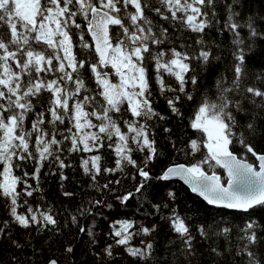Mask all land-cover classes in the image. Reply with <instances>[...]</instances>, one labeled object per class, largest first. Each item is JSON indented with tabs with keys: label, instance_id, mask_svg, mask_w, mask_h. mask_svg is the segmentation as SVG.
I'll return each instance as SVG.
<instances>
[{
	"label": "snow or ice",
	"instance_id": "obj_1",
	"mask_svg": "<svg viewBox=\"0 0 264 264\" xmlns=\"http://www.w3.org/2000/svg\"><path fill=\"white\" fill-rule=\"evenodd\" d=\"M0 211V264H264V0H0Z\"/></svg>",
	"mask_w": 264,
	"mask_h": 264
},
{
	"label": "trees",
	"instance_id": "obj_2",
	"mask_svg": "<svg viewBox=\"0 0 264 264\" xmlns=\"http://www.w3.org/2000/svg\"><path fill=\"white\" fill-rule=\"evenodd\" d=\"M258 6V5H257ZM214 35V33H213ZM166 82H168V78L166 76ZM154 103L156 104V107L160 110H163L165 105H164V101L163 99H159L158 101H154ZM184 121L183 123L178 124L177 126L173 127V131L177 133V135H181L183 133H187V136L191 137L193 136L194 130H191L190 128H186L185 125L188 123V117H189V111L187 108H185L184 110ZM260 145L257 144L256 145V149L259 150ZM206 151V150H205ZM234 151H239V148L234 149ZM250 162L254 161V157L251 156V154H248V157ZM74 161L76 160V158H73ZM197 159H199V157H197ZM190 157H186L183 155L180 156H172L169 155L167 160L164 161L165 164L167 163H177V162H184L187 163L189 162ZM257 163V162H256ZM205 170H207V165L204 166ZM159 165H157V167L153 170L155 175L159 174ZM213 170H217L220 174L223 175V170L222 169H213ZM65 173L68 176V181L65 183V189L68 191H75V192H79L81 191V189H79L77 187L76 184V180H82L83 178L80 175V171L77 168L75 173L73 172L72 169H65ZM75 177V179L73 178ZM226 181V178L224 180V182ZM101 183H103V180H101ZM165 183H168L170 187H172L177 196H178V203L180 205V209L181 211L184 210L185 207L188 208H194V209H199L200 212L203 213H208V214H215L218 211H221L220 209L214 207V206H208L206 204L205 201H203L202 198H200L199 196H197L196 194L192 193L190 191V189L180 180L178 179H171L168 182H164V181H159L156 182L155 181V176H154V184L155 187L152 189V191H160L163 189V185ZM42 184L44 186V190H45V194L48 197L49 200L55 201V202H64V203H73L75 201L79 200V196H76L74 198H65L62 197L60 194V189H59V183H58V177L55 175H50L47 178L42 180ZM132 185V181L128 178L125 179L123 187L124 188H131ZM136 200H130V202H128V207L127 208H114V209H105V215H109L110 218H119L120 216H131L133 214V212L136 209ZM143 210V206L141 208V211ZM226 213H229L231 215H235L236 217V222L240 223V225L242 226V214L239 213H232L231 210H223ZM0 215H2V211H0ZM257 215H259V213H257ZM90 222V221H87ZM108 229V225L107 223L103 220V219H98L97 220V228L96 231L98 233V239L101 241V243H103L104 241V237H103V232L107 231ZM166 240V236L164 235L163 232H161L160 234H158L156 236V242H157V250L161 251V245L163 244V242ZM138 242V240H134L133 243ZM0 254L2 253V250H0Z\"/></svg>",
	"mask_w": 264,
	"mask_h": 264
},
{
	"label": "water",
	"instance_id": "obj_3",
	"mask_svg": "<svg viewBox=\"0 0 264 264\" xmlns=\"http://www.w3.org/2000/svg\"><path fill=\"white\" fill-rule=\"evenodd\" d=\"M250 162V161H249ZM177 163H184V162H177ZM256 167L258 168V162L256 163ZM172 179H178V180H180L178 177L177 178H172ZM181 182H183L182 180H180ZM184 183V182H183ZM225 183H226V181H225ZM185 184V183H184ZM186 185V184H185ZM189 189H190V187L188 186V185H186ZM190 191H191V189H190ZM192 192V191H191ZM193 193V192H192ZM194 194H196L197 196H199L198 195V193H194ZM200 197V196H199ZM200 198H202V197H200ZM203 199V198H202Z\"/></svg>",
	"mask_w": 264,
	"mask_h": 264
}]
</instances>
